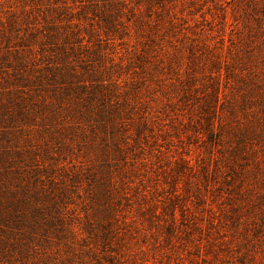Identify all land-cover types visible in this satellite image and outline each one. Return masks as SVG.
Segmentation results:
<instances>
[{
  "label": "rangeland",
  "instance_id": "374dc122",
  "mask_svg": "<svg viewBox=\"0 0 264 264\" xmlns=\"http://www.w3.org/2000/svg\"><path fill=\"white\" fill-rule=\"evenodd\" d=\"M217 81L264 90V0H0V264H264V96L211 139Z\"/></svg>",
  "mask_w": 264,
  "mask_h": 264
},
{
  "label": "trees",
  "instance_id": "16d2710c",
  "mask_svg": "<svg viewBox=\"0 0 264 264\" xmlns=\"http://www.w3.org/2000/svg\"><path fill=\"white\" fill-rule=\"evenodd\" d=\"M112 23L111 20L106 21V24ZM82 41L83 40H77ZM81 42V46H82ZM85 48V51L89 48V44L83 45ZM73 55H67L65 57H62L61 65H51L47 68L50 75V80L54 81L53 83L58 84H66L64 88H73L72 90H80V94L83 95L84 90L87 92V97H90V99H93L91 95V91H89L87 80H83L82 76H80V72L76 71L69 61L70 57ZM229 64V73L231 74V77H235L236 74H234L233 69H231V64ZM84 69V68H83ZM86 69V68H85ZM84 69V70H85ZM86 71V70H85ZM87 73V72H86ZM46 78V77H44ZM47 79V78H46ZM181 80V77L179 78ZM187 81V78L182 80V84L186 85L184 82ZM245 83H247L245 81ZM184 85L182 86L183 89H185ZM211 87V90H207L204 92L203 100L199 104L197 109H194L195 111H198V114L201 113V117L206 118L207 124L205 125V128L208 129V135L211 139H219L221 138L223 134V130L229 126L230 120H234L238 117L240 110H242L244 113L247 112V109L250 108L251 102H253L256 98H261L264 96V90H241V94L237 93H231L230 98L226 94H224V97H221V86H219V82L211 83L209 86ZM237 88V87H236ZM91 90L93 88L91 87ZM79 97V96H78ZM250 105V106H249ZM220 107V108H219ZM111 109H105L101 108L98 110V113L100 117L102 118V125H104L105 129L107 130L108 126L114 127L118 124V119H120L121 110L119 107H115ZM220 111V113L218 112ZM211 116V117H210ZM216 117L219 118L220 125L219 129L215 126V119ZM231 118V119H230ZM240 127V128H239ZM238 128V129H237ZM246 129L248 128L244 127L240 123L238 124V127H233L229 131L231 133L237 134L238 130ZM223 131V132H222ZM244 133L239 136L240 142L243 140Z\"/></svg>",
  "mask_w": 264,
  "mask_h": 264
}]
</instances>
